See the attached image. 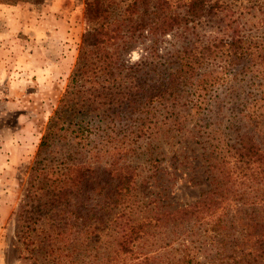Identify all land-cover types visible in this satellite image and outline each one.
I'll return each mask as SVG.
<instances>
[{
	"label": "trees",
	"instance_id": "1",
	"mask_svg": "<svg viewBox=\"0 0 264 264\" xmlns=\"http://www.w3.org/2000/svg\"><path fill=\"white\" fill-rule=\"evenodd\" d=\"M83 19L8 218L16 246L38 264H125L127 252L126 264H205L187 244L161 254L146 245L169 225L163 243H184L175 229L202 223L229 195L261 218L264 0H83ZM199 175L209 187L173 206L171 188ZM89 243H113L112 254H90ZM248 255L218 264H256Z\"/></svg>",
	"mask_w": 264,
	"mask_h": 264
},
{
	"label": "rangeland",
	"instance_id": "2",
	"mask_svg": "<svg viewBox=\"0 0 264 264\" xmlns=\"http://www.w3.org/2000/svg\"><path fill=\"white\" fill-rule=\"evenodd\" d=\"M84 27L83 0H0V264H38L23 258L8 218L24 193L39 136L63 91ZM136 56L137 51H132L131 57ZM128 160L132 165L141 161ZM198 182L196 186L174 185L171 204L182 206L198 199L200 189L209 187L201 175ZM224 200L211 215L204 214L202 223L192 225L191 219L175 229L186 234L184 243H163L174 235L169 225L157 232L162 243L146 246L161 245L157 247L161 254L187 244L205 264L230 262L238 252L249 253L256 264H264V211L258 221L252 220L230 195ZM223 205L228 209H222ZM220 213L225 228L216 234L211 224ZM222 235H230L227 243H220ZM112 245L89 243L88 247L90 254L105 249L111 255ZM118 259L126 264L132 256L121 253Z\"/></svg>",
	"mask_w": 264,
	"mask_h": 264
}]
</instances>
